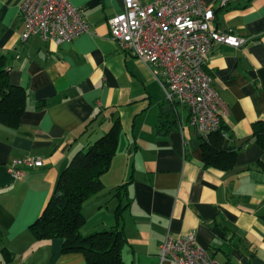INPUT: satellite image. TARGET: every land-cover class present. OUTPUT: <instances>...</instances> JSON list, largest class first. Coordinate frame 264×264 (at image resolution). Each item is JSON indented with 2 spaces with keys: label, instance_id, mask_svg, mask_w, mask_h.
Listing matches in <instances>:
<instances>
[{
  "label": "crops",
  "instance_id": "0c3cea01",
  "mask_svg": "<svg viewBox=\"0 0 264 264\" xmlns=\"http://www.w3.org/2000/svg\"><path fill=\"white\" fill-rule=\"evenodd\" d=\"M203 1L219 31L248 40L214 44L207 61L228 109L223 148L237 150L227 171L205 165V139L188 111L169 103L151 68L111 39L108 22L123 0H70L90 32L60 46L23 42L20 0H0V54L28 95L20 127L0 124V264H87L82 253H64L62 239H37L31 226L73 157L116 120L117 152L103 191L83 206V235L122 230L125 264H171L161 259L165 239L191 233L219 264H264V149L255 138L264 126V0ZM169 118L171 128L159 133ZM24 158L43 166H20L19 180L10 166Z\"/></svg>",
  "mask_w": 264,
  "mask_h": 264
},
{
  "label": "built area",
  "instance_id": "2783aa9c",
  "mask_svg": "<svg viewBox=\"0 0 264 264\" xmlns=\"http://www.w3.org/2000/svg\"><path fill=\"white\" fill-rule=\"evenodd\" d=\"M25 30L22 41L39 37L57 46L90 32L89 21L70 0H20ZM121 13L108 22L111 39L149 66L167 101L188 111V124L203 139L220 130L228 109L214 89L207 61L214 44L240 48L246 38L223 33L215 25L214 7L203 0H123ZM20 166L41 167L38 158H24L10 166L22 179ZM171 264H219L202 247L195 233L167 236L160 249ZM2 264H10L3 262Z\"/></svg>",
  "mask_w": 264,
  "mask_h": 264
},
{
  "label": "trees",
  "instance_id": "16d2710c",
  "mask_svg": "<svg viewBox=\"0 0 264 264\" xmlns=\"http://www.w3.org/2000/svg\"><path fill=\"white\" fill-rule=\"evenodd\" d=\"M27 92L10 80L7 58L0 54V124L9 130H17L26 110ZM171 116V115H170ZM169 118L161 122L159 133L167 132L173 124ZM169 126V127H168ZM226 128L205 140L203 155L205 165L220 170H231L235 166L237 150L224 149ZM121 124L116 120L110 131L98 139L86 151L76 154L62 172L57 187L46 209L31 226L37 239L60 238L63 252L82 253L87 264H125L123 248L124 232L118 228L89 235L81 232L86 219L84 204L104 189L102 176L108 172L117 152ZM257 143L264 149V126L255 129ZM264 172V164H260ZM128 183L116 189L127 192ZM119 210H123L119 206ZM122 215L117 213V218ZM9 263V261H7Z\"/></svg>",
  "mask_w": 264,
  "mask_h": 264
}]
</instances>
